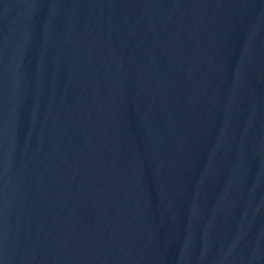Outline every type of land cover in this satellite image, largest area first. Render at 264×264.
Segmentation results:
<instances>
[{"label": "water", "instance_id": "water-1", "mask_svg": "<svg viewBox=\"0 0 264 264\" xmlns=\"http://www.w3.org/2000/svg\"><path fill=\"white\" fill-rule=\"evenodd\" d=\"M0 264H105L53 0H0Z\"/></svg>", "mask_w": 264, "mask_h": 264}]
</instances>
